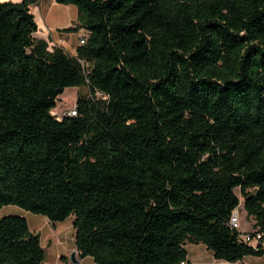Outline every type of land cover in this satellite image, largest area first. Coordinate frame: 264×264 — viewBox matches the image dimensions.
Segmentation results:
<instances>
[{
    "label": "trees",
    "instance_id": "1",
    "mask_svg": "<svg viewBox=\"0 0 264 264\" xmlns=\"http://www.w3.org/2000/svg\"><path fill=\"white\" fill-rule=\"evenodd\" d=\"M39 1H0V208L72 216L93 264L264 256L229 224L238 188L264 233V0H55L88 33L75 54L35 37ZM68 88L88 94L58 120ZM44 260L0 218V264Z\"/></svg>",
    "mask_w": 264,
    "mask_h": 264
},
{
    "label": "rangeland",
    "instance_id": "2",
    "mask_svg": "<svg viewBox=\"0 0 264 264\" xmlns=\"http://www.w3.org/2000/svg\"><path fill=\"white\" fill-rule=\"evenodd\" d=\"M20 2L21 0H14ZM33 11L36 9V20L41 25L53 27L52 35L54 41L61 39V44L70 52H75L78 46V36L84 33V30L78 32H66L63 29L68 28L77 18V9L73 5H61L55 0H40L37 5L32 6ZM78 25V22H73L71 26ZM70 27V26H69ZM49 42L50 39H48ZM54 45H52L53 47ZM75 54V53H74ZM69 90V91H68ZM87 88H68L61 94L57 101L56 107L52 114L60 118L64 112L71 109L80 95H87ZM235 194L240 200L238 211L240 214V230L242 232L253 231V219L244 214L243 199L239 189H235ZM6 216H20L27 220L30 231L40 235V244L45 252V260L41 264H93L91 257L83 259L78 257V251L75 245V232L73 229V217L67 218L64 222L52 224L48 222L46 217L42 215L32 214L20 207L9 205L0 208V218ZM185 249L188 252L189 261L192 264H226L225 262L217 261L203 244L186 243ZM75 252V259L71 255ZM262 264V257H248L247 261L237 262L235 264Z\"/></svg>",
    "mask_w": 264,
    "mask_h": 264
},
{
    "label": "built area",
    "instance_id": "3",
    "mask_svg": "<svg viewBox=\"0 0 264 264\" xmlns=\"http://www.w3.org/2000/svg\"><path fill=\"white\" fill-rule=\"evenodd\" d=\"M87 36H88V33H87V31L84 30V33L82 35L78 36V45L85 44ZM97 96H100V94L97 93ZM76 115H77V110H76V107L74 105L71 109L64 112L60 118H57V116H56V118L58 120H60L65 116L66 117H75ZM229 224H230L231 228L240 231L241 222H240V214H239L238 209H235L234 211H232V213L230 215ZM240 239L243 242L252 246L253 248H256L259 244L264 246V233H261V232H255V231L241 232Z\"/></svg>",
    "mask_w": 264,
    "mask_h": 264
},
{
    "label": "crops",
    "instance_id": "4",
    "mask_svg": "<svg viewBox=\"0 0 264 264\" xmlns=\"http://www.w3.org/2000/svg\"><path fill=\"white\" fill-rule=\"evenodd\" d=\"M0 1H12V2H16V1H14V0H0ZM35 11H36V9L33 11V7H31V13H33V15H34V17H35V21H36L37 26H38V31L36 32L35 37L47 41L50 45L61 46V47H63V48L65 49V47L61 44V42H63L61 39H59L57 42L54 41L55 39H54V37H53V35H52L53 27H50V26L46 25V23H45L44 26H41V25L37 22V20H36V12H35ZM76 20H77V18H76ZM76 20L73 21V22H76ZM73 22H72V23H73ZM72 23L69 24L68 27L71 26ZM48 39H50V41H52V42H49ZM65 50H66V49H65ZM66 51H67V50H66ZM70 53H71V54H74L75 52H74V53H73V52H70ZM244 214L246 215L245 211H244ZM253 223H254V220H253ZM240 231H241V230H240ZM241 232H242V231H241ZM246 232H250V231H246ZM247 258H248V257H245V258L242 260V262H243V261H247ZM188 260H189V258H188ZM226 264H229V263H226ZM234 264H235V263H234ZM244 264H247V263H244ZM262 264H264V263H262Z\"/></svg>",
    "mask_w": 264,
    "mask_h": 264
},
{
    "label": "water",
    "instance_id": "5",
    "mask_svg": "<svg viewBox=\"0 0 264 264\" xmlns=\"http://www.w3.org/2000/svg\"><path fill=\"white\" fill-rule=\"evenodd\" d=\"M71 258L74 260V262H77V260L75 259V252H73V254L71 255Z\"/></svg>",
    "mask_w": 264,
    "mask_h": 264
},
{
    "label": "bare ground",
    "instance_id": "6",
    "mask_svg": "<svg viewBox=\"0 0 264 264\" xmlns=\"http://www.w3.org/2000/svg\"><path fill=\"white\" fill-rule=\"evenodd\" d=\"M69 91V90H68Z\"/></svg>",
    "mask_w": 264,
    "mask_h": 264
}]
</instances>
